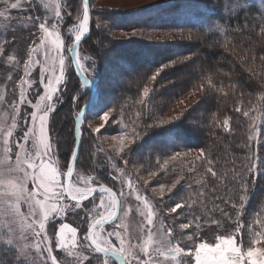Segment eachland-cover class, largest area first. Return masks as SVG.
Segmentation results:
<instances>
[{
    "label": "snow or ice",
    "instance_id": "1",
    "mask_svg": "<svg viewBox=\"0 0 264 264\" xmlns=\"http://www.w3.org/2000/svg\"><path fill=\"white\" fill-rule=\"evenodd\" d=\"M0 5V29L4 32L25 22L35 29L31 33L35 39L22 64L18 54L10 51L15 39L0 38V64L12 69L6 80V84H12L11 89L0 90V241L15 247L20 264H264V206L244 221L251 182L264 169V71L248 69L249 79L259 84V91L255 96L248 94L246 102L241 92V103L233 109L241 123L248 122V134L237 145L242 155L226 161L231 168L223 175L217 170L219 162L203 148L188 166L174 167L178 157L187 159V154L176 152L162 163L157 157L155 171L152 165H134L137 175L128 171L129 162L123 153L140 135L136 122L150 115L145 109L153 83L167 65L152 73L139 98L129 104L130 111L139 106L134 116L121 111L119 120L111 119L117 114L112 108L99 117V124L87 122L96 139L106 122L123 125L124 131L111 136L107 149L109 160L117 164L124 161L122 168L114 165L115 174L110 176L119 182L116 189L115 184L109 186L78 170L79 137L85 123L79 109L74 116L76 143L67 157L61 155L50 126V114L62 100L70 70L81 78L80 88L88 84L92 58L82 56L79 48L90 28L88 0H83L75 16L77 22L70 26L64 20L72 16V11L64 0H0ZM41 7L43 15H32ZM13 10L28 15L13 16ZM244 20V30L259 24V33L264 36V14H259L258 21L246 14ZM251 59L255 64L257 57ZM259 60L264 65V55ZM37 68L38 87L33 80ZM21 71L15 80V74ZM237 87L230 85L233 93ZM193 88L200 97L213 92L228 95L212 76H202ZM78 93L79 88L74 100ZM211 119L225 133H232L231 117L226 116L222 123L215 116ZM174 120H160L158 125ZM96 147L93 156L105 152L99 143ZM200 169L205 170L203 177L190 181L189 177ZM142 172L148 175L143 183L139 178ZM160 173H171V183L159 184L149 196L147 186ZM180 183L187 195L168 205L165 198ZM222 189L224 197L217 196L220 203L213 201L208 208L209 196H216ZM198 207L202 212L195 215ZM51 220L58 223L51 225ZM60 252L62 256L57 255Z\"/></svg>",
    "mask_w": 264,
    "mask_h": 264
},
{
    "label": "trees",
    "instance_id": "2",
    "mask_svg": "<svg viewBox=\"0 0 264 264\" xmlns=\"http://www.w3.org/2000/svg\"><path fill=\"white\" fill-rule=\"evenodd\" d=\"M169 13L171 16L166 20L159 19L156 21L153 16L144 14L136 17L135 14L129 15V18L126 19L127 22L117 23V27L124 30L136 29L137 27L144 30L160 28L180 31L184 34L181 40L170 44L147 41L137 36L123 41L111 39L114 42L109 46L111 50L116 49L119 53L121 52L120 54H123L121 57L123 65L120 70L122 73L120 77L121 88H118V91L110 96L108 102H105L103 112L115 108L117 114L111 118L114 120L120 119L119 113L121 111H124L128 116H134V112L139 110V106L136 105L130 111L129 104L139 98V91L142 90L145 83H149L152 73L161 68L162 65H167L153 83V90L145 109L146 112H150V115H145L142 121L136 122L139 125L136 127V131L140 135L123 153L129 162L128 171L132 173L139 165H144L146 168H150L152 165L151 170H154L156 157H161L162 161L170 154L178 151L203 148L212 153L214 161L219 162L217 170L223 175L231 168V164H226V161H231L233 155H242L237 145L248 134V122L241 123L239 114L234 113L233 109L241 103L239 99L241 92L245 93L246 102L248 94L255 96L259 91V84L249 79L248 69L254 68L257 72L264 71V65L259 60V56L264 55V36L259 33V24L244 30V16L246 14L250 17L255 16L258 21L259 14H264V6L257 0H239V2L237 0H207L200 9L193 10L189 17H182L173 12ZM221 28L224 31H220ZM101 32L100 27L95 23L94 26L90 27L88 35L79 46L81 52H88L92 58L88 78L97 87V98L102 93L106 78L105 48L102 47L105 35L102 37ZM189 36L192 39H189ZM88 40L93 48L90 46L91 44L89 45ZM226 44L231 46L226 47ZM131 46H134L137 52L126 51ZM176 46L180 47V50L177 48L174 53L169 54V49ZM140 55L142 62L138 63L137 60H139ZM253 55L257 57L255 64L251 59ZM184 57L190 59L185 60ZM173 61L179 62L172 63ZM178 73L180 78L177 84L175 77ZM202 76L214 77L217 86L222 85L228 95L213 92L200 97V93L195 91L193 85L200 83ZM232 84L238 85L235 93L231 91L230 85ZM84 92L89 93L86 89ZM192 93L197 95V99L190 107L186 108L187 110L185 109L186 111L183 110L178 115L181 116L180 118L174 120L175 117H178L175 116L172 118L174 121L158 125L160 117L164 116V108H169L180 98ZM155 98L161 102L156 103ZM68 107L62 110V119L59 118L60 107L54 111L50 119L52 135L56 136L57 139L59 136L64 137L65 145L69 134L73 136L72 143H74V132L71 127L73 124L74 129V114H76L74 112L77 110L74 109L73 114L70 115ZM213 116L217 117L221 123L226 116L231 117L232 133H225L222 128L214 125L211 119ZM63 119L68 123V125L66 123L68 127L65 130H62L61 125ZM122 126V124L116 123L114 127L107 126L105 129L107 133L115 134L120 128L122 129ZM133 126L135 125L130 124V127ZM122 130L124 131V129ZM161 137H163V141H160ZM94 138L95 134L93 133L86 135L84 156L81 155L80 145V159L77 160L78 168L82 166L86 174L96 176L100 182L112 186L111 178L103 169L105 165L108 166L107 163L108 161L110 163L111 160L100 159L99 157L100 161H98L97 156L90 157L94 147H96L95 141L93 142ZM82 140L83 135L81 136V144ZM112 162L119 167L124 166L122 159L119 160L118 164L116 161ZM204 171V169H200L189 180L201 179ZM136 173L134 172L132 175H137ZM207 179L210 180L211 177L209 176ZM251 183L252 186L249 189L248 200L244 209V221H249L264 206V169L258 171L256 178ZM211 186L210 183L209 188ZM185 190L183 183L178 184L174 188V193L168 197V205L174 204L183 195H187ZM217 196L224 197L223 189L216 196H209L208 208L212 207L213 201L220 203ZM224 206L221 204V207ZM201 212V207H198L194 214L200 215ZM216 218L220 219L219 213L216 214ZM4 258L11 260L9 256ZM11 262L13 263V261Z\"/></svg>",
    "mask_w": 264,
    "mask_h": 264
},
{
    "label": "rangeland",
    "instance_id": "3",
    "mask_svg": "<svg viewBox=\"0 0 264 264\" xmlns=\"http://www.w3.org/2000/svg\"><path fill=\"white\" fill-rule=\"evenodd\" d=\"M207 0H88L89 3V10H90V27L94 26L95 23L98 22L101 23L100 29L101 34L103 37L102 41V47L105 48L104 57H105V74L106 78L104 81L102 93L100 94V97L95 99L93 105L90 107V109L86 112L83 121L84 124L81 125V136L83 135V140L81 144V155L84 156L85 146H86V135L92 134V131L87 127V122H94V124H99V117L102 116L106 111L103 112V105L105 102H108V99L111 95L116 93L118 91V88H121L120 85V77L122 76V73L120 72L121 67L123 65L122 56L123 54H120L118 50L112 49L109 47L113 41H123L128 40L131 37L137 36L142 39H145L147 41H157L161 43L170 44L172 42L181 40V34L180 31H174V30H167V29H142V28H136V29H120L117 27V23L127 22V18L130 15H135L136 17L141 15H148L153 16V18L158 21L166 20V18L170 17L169 12H173L176 15L182 16V17H189L193 10H198L201 8V6L206 2ZM260 4L264 6V0H257ZM64 3H66L69 6V9L72 11V16H66L64 23L65 25L68 24L70 26L72 23H76L75 16L77 14V10L82 8V0H64ZM0 7H3V5H0ZM39 7V6H38ZM13 16H21V15H28V13L21 14L16 10H13L11 13ZM43 9L42 7L39 9V11L32 13V15H43ZM111 18V19H109ZM15 23V22H14ZM35 29L32 27V25L28 22H25L24 24H15V28L9 29L7 32H4L3 29H0V38L13 40L15 39V44L12 46V49L10 51H13L14 53L18 54V58L21 60V64L25 59H27L26 52L28 46L32 43V41L35 39L34 36L31 35L32 32H34ZM125 33H133L132 35H125ZM170 33H176V36H169ZM112 39V40H111ZM89 45L91 42L88 40ZM68 43H71V40H68ZM92 47V44L90 45ZM93 48V47H92ZM130 49H127L128 52L136 51L134 46L128 47ZM170 48V47H169ZM180 50V47H175L172 49H169L170 52H173L175 50ZM137 52V51H136ZM82 56H90L88 52H81ZM70 62V61H69ZM92 62V61H91ZM138 63L142 62V56L140 55L139 60H137ZM12 71L11 67L6 64H0V90H4L7 88L8 90L11 89L12 84H6L7 76ZM22 75V71L15 74V80L19 79V76ZM176 80L177 84L179 83L180 75L179 73L176 74ZM14 80V82H15ZM33 80L37 82L39 81V69H35L33 72ZM66 90L62 91L61 96L62 100L56 104V107L54 111L60 107L59 109V118H61L62 110L69 106L70 115L73 114L74 109H81L82 104H84L87 99L89 98V93L86 94L84 91V88H80V84L76 80V77L74 73L70 70V75L67 81V85L65 86ZM79 88V93L76 97V99H73V96L76 95L77 89ZM42 91V89H41ZM85 94V95H84ZM88 97V98H87ZM13 97L9 95L8 99L11 101ZM18 98V93L17 97ZM197 99L196 94H190L186 95L185 97L180 98L174 105H171L169 108H164V116L160 117V120H169L172 119L175 116L180 115L183 110L188 108L190 105L193 104V101ZM86 100V101H85ZM154 101L156 103H160L158 98H155ZM54 111L50 114V119ZM77 110H75L74 113H76ZM75 115V114H74ZM73 117V116H72ZM71 117V118H72ZM70 118V119H71ZM61 121V120H60ZM62 130H65L68 126V123L65 122V119L62 120ZM22 123V121H21ZM67 123V125H66ZM116 123L113 122H106L105 126L102 127L99 130V136L96 139H93V142L95 141V144L99 143L100 148L105 149V152L100 153V155L97 157V160L101 158H104L106 160L108 159V144L110 142V138L113 135H119L123 132V126L122 129L120 128L119 131H117L115 134H109L107 133V130L105 129L107 126L114 127ZM71 130L73 131V124L71 127ZM22 135V133H20ZM73 136L71 134L67 137V143L64 144L65 139L64 137H60L57 139V146L59 149H61V155L64 157H67L69 155V152L71 150V147L74 146V143H72ZM96 139V140H95ZM160 141H163V137L160 138ZM64 144V145H63ZM94 144V143H93ZM64 147V149H63ZM96 148V149H95ZM199 149H193V150H182L178 151L182 154H187V159H183V157H178L177 161L174 164V167H180L181 165L188 166L193 156L198 153ZM98 151L97 147H94V152ZM176 153V152H175ZM173 154V153H172ZM171 155V154H170ZM90 157H96L91 155ZM157 158V157H156ZM100 159L98 161H100ZM94 161V160H93ZM155 161V160H154ZM163 160L161 161V163ZM108 166H104L103 169L106 170V174L110 177L111 175L115 174V169L112 161H108ZM119 167V166H118ZM124 166H121V168ZM79 171L84 172L82 166L78 168ZM157 170L156 168L153 170ZM136 173V169L133 170ZM132 173L134 174V172ZM85 173V172H84ZM137 174V173H136ZM139 178L141 183H143L144 180L148 179V175L146 172L140 173ZM191 179V177H189ZM172 176L169 173H160L157 177L153 179V181L147 186V194L149 196H153V188L158 189L159 184L163 183L165 185H169L171 183ZM111 184H115V188L119 189L120 185L118 181H113L111 179ZM178 185V184H177ZM174 193L173 191L168 194V196L165 198L168 203V197ZM157 203L159 202V197H156ZM90 206V205H89ZM26 211V209H25ZM51 225H56L58 223V220H51L49 222ZM58 256H62L63 253H57ZM9 256L11 260L5 259L4 257ZM14 258V260H12ZM5 262H4V260ZM8 261V262H7ZM11 261H13L14 264H20V258L18 256V252L15 249L13 245L7 244V242L0 241V262L2 264H13ZM89 264H91V261H89Z\"/></svg>",
    "mask_w": 264,
    "mask_h": 264
},
{
    "label": "water",
    "instance_id": "4",
    "mask_svg": "<svg viewBox=\"0 0 264 264\" xmlns=\"http://www.w3.org/2000/svg\"><path fill=\"white\" fill-rule=\"evenodd\" d=\"M82 2H83V0H82ZM89 12H90V10H89ZM89 30H90V28H89ZM88 33L85 35V37L88 35ZM85 37L82 39V41L85 39ZM76 79H77L78 83L80 84V79L81 78L80 77H76ZM85 88L90 91V95H89V98L87 99V101L82 105V107L80 109V114H81L82 119H84V116H85L86 112L93 105V103H94V101L96 99V96H97L96 86L89 79H88V84L85 86ZM75 143H76V141H75V136H74V146H75ZM80 145H81V136L79 137V147H80Z\"/></svg>",
    "mask_w": 264,
    "mask_h": 264
}]
</instances>
